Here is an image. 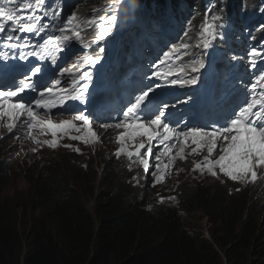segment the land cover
Wrapping results in <instances>:
<instances>
[{
    "label": "trees",
    "instance_id": "1",
    "mask_svg": "<svg viewBox=\"0 0 264 264\" xmlns=\"http://www.w3.org/2000/svg\"><path fill=\"white\" fill-rule=\"evenodd\" d=\"M167 1L142 0L143 16L151 17L146 12L151 6H178L179 0L169 5ZM195 1L196 7L171 27L166 42L175 35L179 42L183 38L190 43L184 37L189 29L191 39H197L208 16L205 0ZM48 2L50 10L59 9L61 18L75 10V6L62 10L66 2L60 0ZM210 2L212 10L216 14L220 10L224 17L216 21V30L221 24L223 29L231 24L230 12L234 14L238 8L235 22L242 21L240 28L247 26L248 15L260 16L264 10L263 0ZM78 3L83 6L81 0ZM165 4L167 8L161 6ZM252 5L253 11H249ZM153 17L157 19L153 26L160 25L159 16ZM163 17L166 22V13ZM259 30L264 32V24ZM259 36L264 39V34H256L246 43L259 48ZM221 42L217 35L214 44ZM232 45L240 48L234 42ZM106 152L104 147H94L76 156L69 149L45 153V162L37 172L24 170L28 180L24 191L8 193L11 179L0 173V264H264L263 188L200 175L188 185L187 171L177 170L180 172L173 175L176 185H165L155 196L144 195L141 184L132 183L125 175L123 162L115 160L112 151ZM118 161L122 167L115 163ZM198 179L203 183L198 184ZM167 198L170 203L164 205ZM180 208L192 219L199 215L208 221L209 239L202 232L185 230L187 221L178 215Z\"/></svg>",
    "mask_w": 264,
    "mask_h": 264
},
{
    "label": "snow or ice",
    "instance_id": "2",
    "mask_svg": "<svg viewBox=\"0 0 264 264\" xmlns=\"http://www.w3.org/2000/svg\"><path fill=\"white\" fill-rule=\"evenodd\" d=\"M0 3L15 5L0 7V49L8 50L0 52V59L8 60L11 52L12 58L28 61L23 72L30 73L14 80L11 87L0 82V127H5L9 133L24 132L33 144L54 149L59 146V139L65 137L85 145L97 142L100 138L91 126L94 121L106 131L123 129L115 137L119 145L115 155L126 156L130 170L135 163L148 174L153 148L160 149L154 156L155 170L150 173L154 184L163 182L177 157L186 159L185 148L190 146L193 147L187 155H200L206 150L201 160L194 161L193 171L198 170L201 175L207 173L217 179L222 175L230 181L246 184L255 182L258 170H264V72L254 76L251 84L242 83L238 90L239 103L215 119L189 126L182 119H174L176 113L169 111L177 104H188L187 99L178 98L175 89H193L202 79L203 54L213 46L217 36L216 21H223V16L213 14L211 20L206 18L195 43L181 38L163 51L152 64L151 74L145 75L148 83L142 81L129 93L126 109L122 105V118L117 120L118 112L117 117H110L116 122L110 123L98 121L93 114L91 69L103 59L107 39L117 26V16L93 15L81 20L78 12L72 11L62 19L58 8L50 10L47 7L48 0H0ZM94 11L107 12V9ZM211 11L210 7L205 16ZM45 17L49 22L41 23ZM89 30L93 34L86 39ZM189 31H184V37L190 40ZM50 32L57 34L50 35ZM93 45L96 46L95 55L85 51ZM76 51H80L77 59L61 67ZM30 57L39 63L34 65ZM185 57L191 59L186 61ZM258 58L261 52L253 48L248 53L251 67H256ZM48 62L55 67L50 68ZM86 66L89 70H84ZM184 95L192 98L189 93ZM165 97L176 99V103L168 102ZM86 101L89 107L82 110L81 105ZM58 108L63 110L59 114L71 115V119L53 122L52 116L57 114L53 110ZM39 110H43V115ZM34 131L40 135L50 134L52 139L40 141ZM142 149L146 150L142 152ZM73 150L80 151L79 148ZM162 157L167 158L166 163Z\"/></svg>",
    "mask_w": 264,
    "mask_h": 264
},
{
    "label": "bare ground",
    "instance_id": "3",
    "mask_svg": "<svg viewBox=\"0 0 264 264\" xmlns=\"http://www.w3.org/2000/svg\"><path fill=\"white\" fill-rule=\"evenodd\" d=\"M122 1L123 2H120L119 8L121 7L125 8L126 6H129V8L131 9H136L137 7H139V4L141 2V0H135V1L122 0ZM207 2H209V4L211 5L210 0H207ZM77 3L78 2L75 0H69V4L72 5L71 7L73 8V5H74L75 6L74 9L75 10L78 9L81 13L82 7L84 6L82 5L80 6L78 5L79 3L78 4ZM169 3H172V2L170 1ZM180 4L187 6L189 11L192 10L191 7L197 5L195 0H181ZM50 5L51 3L48 2L47 7H49ZM161 6H165L167 8L166 4L161 5ZM67 7L68 5H63L62 10H65ZM151 8L153 9V11H158L157 6L155 8L151 6ZM206 11L207 9L205 10V13ZM239 12H240L239 8L236 10V12H234V14L233 12H230L231 24L227 23L225 30L226 32H229V33L233 32L232 33L233 36L228 38V39H231V47H232L233 42H237L236 45L239 44L240 48L234 49V51H230L231 55L229 57H223V61L225 63H228L235 55L243 56V54H247L246 52L250 48L251 50L253 48L255 49L258 48L254 45H251V43H246V39L250 38L251 36H255L256 34H262L257 26H255V29L253 31L251 30L248 31L246 26L244 28H240L243 25L242 21L235 22V19L237 15L239 14ZM262 12L264 14V10ZM78 15L80 18L81 17H86L88 19L91 18V16H81V14H78ZM203 15H204V10H203ZM168 16H172V15H168ZM207 19H209V17H207ZM44 21L49 22V18L45 17ZM51 22L55 23V21H51ZM154 22H157L156 17L154 19ZM147 25L148 27L137 28L133 31L123 34L120 37L114 35L117 29V26L115 27L113 34L111 35L110 38L107 39L105 52L103 53V59L100 61L98 65H96L95 69H91L93 71V84L91 85L92 87L96 88L99 92L105 95L114 96L115 89L117 88L122 89L124 91L133 92L135 89H137L140 86L142 81L144 83H148V81H146L144 78L146 74L148 75L151 74L152 64L155 63L158 60V58L162 56L163 51L167 50L171 45L176 44L179 41L177 40V36L171 35L169 44L167 46H163V42L167 38L168 34H170V29L173 26L171 23L163 22L161 25H156L152 27L151 22H148ZM52 34L56 35L57 33L52 32ZM92 34L93 33L91 32V30H89L87 32L86 39L90 38ZM259 38L261 39L260 41L261 45H259L260 46L259 48L261 49L264 47L263 46L264 39H262V36H259ZM100 43L103 44L104 42H100ZM76 48L79 49L78 44L76 45ZM95 49H96V46L93 45L90 49L85 50V51H88L92 55H95ZM229 49L230 47L223 49L222 51L224 53H227ZM79 54H80V51L74 52V54L70 56L69 59L64 63L63 67H67L69 66L70 63L74 62L77 59ZM184 59L186 61L189 60V58L187 59L186 57ZM263 63L264 61L262 62V64ZM249 67H251V65L246 66L245 70ZM84 70H89V69L86 66ZM99 74H101V77ZM225 89H229V87L226 86ZM155 143L156 142L154 141L153 144ZM160 147L162 148L163 146H160ZM145 150L146 149H142L141 151L143 152ZM153 150H155V153H156L160 149L154 147ZM190 151H191V147L185 148L186 159L180 160L179 157H177L173 165L171 166V168L168 170L163 182L155 183L157 187L164 185V184L168 187L172 185H176L178 180L176 178V175L174 176L175 177L174 179L176 181L173 180L172 173L177 174L180 171H184V170L187 171V175L189 178L188 185H193L192 184L193 182L191 180H195L197 175L202 176L203 179L212 177L208 175L207 173L201 175L198 170L193 171L194 161H199L201 157H203V155L206 154V150L204 152H201L200 155H187V153ZM155 153H153V157L150 159L151 167L149 169L148 174L145 173L144 176L139 175V173L137 172L129 174L131 177L133 178L135 177V180L138 183H140L141 186L148 187L149 189H151V185L145 182V178L153 177L150 173L155 170V164H156V161L154 159ZM190 156H191V159H190ZM161 159L164 163L167 162V160H165L166 157H162ZM115 163H117L118 165L122 167V163L120 161L115 162ZM136 168H142V166L136 164ZM177 170H180V171H177ZM184 176L185 175H183V177ZM258 177H261L264 180V170H258ZM217 180L219 181L223 180V182L230 181L227 178H224L222 175L220 179H217ZM151 183L154 184V180H152ZM197 183L199 184L203 182H201L198 179ZM235 183H239V182H235ZM193 187L196 188L197 186H193ZM154 191H157V188L154 189ZM164 202H165L164 205H167L170 203V200L167 199V200H164ZM149 205L151 207L152 202H150ZM186 212L187 210H184V209L182 210L181 208L179 209V213L182 219L184 215H186L184 219L189 218Z\"/></svg>",
    "mask_w": 264,
    "mask_h": 264
},
{
    "label": "rangeland",
    "instance_id": "4",
    "mask_svg": "<svg viewBox=\"0 0 264 264\" xmlns=\"http://www.w3.org/2000/svg\"><path fill=\"white\" fill-rule=\"evenodd\" d=\"M120 2H123L121 0H87L86 2V11L90 12L89 16L93 17V15H112L115 14L118 18L117 20V29L115 31V36H122L123 34L133 31L137 28L132 27V24H130L129 22V16L127 13V9L129 8V6L121 7L119 8ZM172 3L175 2V0L171 1ZM206 4H209V2H207V0H205ZM171 3V4H172ZM169 5V4H168ZM253 5L251 6L249 11H252ZM107 9V12H95L94 10L96 9ZM168 8L170 9V5L168 6ZM173 12H169L168 15H173ZM159 20H161L160 25L165 22L162 17L159 18ZM172 20L171 17L169 19V21ZM31 35V34H28ZM196 41V40H195ZM195 43V42H194ZM196 52H199V49H195ZM213 51H216V48H214L213 46L211 48H209L207 50V53L203 54V59H204V63H205V68L202 69V74L203 77L205 76H209L211 75L213 69H214V64L219 61V58L221 57V54L216 51V55L215 56H211V53ZM191 59V57H189ZM34 59V57H30L29 58ZM23 62H27V61H23ZM65 63V62H64ZM55 66H53L54 68ZM101 77V74H99ZM255 76H258L259 73L257 72L256 74H254ZM253 75V76H254ZM198 84L196 86H194L193 90H194V94H191L192 96V101L188 102L187 105L185 104H177L176 108H170L169 111H174V112H178V111H182V112H188L190 115H192V119L194 121V123L197 122H201V117H202V110L201 107H204L205 104V100L204 98L202 100H199V95L200 92L198 90ZM97 89L90 86V91L92 93H94ZM122 90V89H121ZM176 93L178 94V98L180 100H182L183 98L186 97V95H184V93H189L187 88L183 89L182 91H178V89H175ZM185 100V99H184ZM167 101L170 103H176V99L172 98V97H167ZM62 119V118H61ZM68 119V118H66ZM78 124L80 122H77ZM92 129L95 131V129H97L95 132L97 134V136L101 137V141L99 143V140L97 142L91 143L92 147H100L99 144H101L103 147H109L110 150L109 152H113L114 154L117 152L119 145L115 142V137L117 135H119L123 129H118V132L116 131H111L112 129H108L107 131L104 128H101L97 123L92 124ZM94 127V128H93ZM4 136L5 139L1 142L0 141V173L3 174L4 178H8L11 179L8 182V193H13L15 190L17 189H21V190H25L28 186V180L25 178L24 174V170L25 169H29V173H35L37 172V170L41 167L42 164H44L45 162V156L46 154L41 150L42 147H47L46 145H36V144H26L25 146H21L18 147L17 149H13L12 146L10 144L12 138V136H14L15 134H11L10 136L6 137V134H4V131L0 129V136ZM37 138L40 141H46V140H51L50 137H48L46 134L44 135H40V134H36ZM75 142H80V141H75ZM99 143V144H98ZM110 143H112L113 145L111 146ZM65 144H63L62 142L59 143V146L56 148H49L51 150H56V149H60L62 151H65ZM33 148L36 149V151H33ZM177 149L174 150L173 155L175 154V151H177ZM60 152V151H58ZM109 152H106L105 155H107ZM53 153H57V152H53ZM21 158V160H20ZM20 160L21 162L23 161L21 168L17 167L20 166V163L17 160ZM115 159H118V157L116 156ZM202 159V157H201ZM200 159V160H201ZM129 173H132V168L130 170V167H126L125 168ZM133 178V177H132ZM174 180V178H173ZM145 182H147L145 180ZM13 183V184H12ZM163 188H166V186H162ZM160 189V188H157ZM152 190H150L148 187H145V192L150 195ZM167 192V191H165ZM186 215L183 216V220L187 221V226L190 229H194L196 231H206V229L209 227V223L205 218H199V215H196L195 218H186ZM188 219V220H187ZM200 219V220H199ZM186 226V227H187ZM204 236H206L204 234Z\"/></svg>",
    "mask_w": 264,
    "mask_h": 264
},
{
    "label": "clouds",
    "instance_id": "5",
    "mask_svg": "<svg viewBox=\"0 0 264 264\" xmlns=\"http://www.w3.org/2000/svg\"><path fill=\"white\" fill-rule=\"evenodd\" d=\"M0 129L1 130H3L4 131V129H5V127H0ZM4 134H5V132H4ZM8 135H6V137H7ZM11 138V137H10ZM5 139V137L2 135V136H0V141L2 142L3 140ZM101 137H100V141H101ZM26 144H32L31 142H28V141H26V142H24V143H20V144H18L17 145V147H12L13 149H17L18 147H21V146H25ZM68 144H70L71 145V142L70 143H68ZM111 144V143H110ZM100 146H102L101 144H99ZM74 148V147H73ZM94 147H81V149H82V152L85 154V153H88V152H91V150L93 149ZM107 151H109L110 150V148L109 147H104ZM69 149V151L70 152H73L72 151V148H67V147H65V151H67ZM41 150L44 152V153H49V152H58V151H62V150H60V149H56V150H47V149H43V148H41ZM78 155V154H77ZM75 156H76V154H75ZM115 159V158H114ZM43 165V164H42ZM124 169H125V167H124ZM126 173H128V171L125 169V175H126ZM129 174V173H128ZM250 183H255L256 185H258L259 187H258V189L260 190L261 188H263L264 189V180L261 178V177H258V179L255 181V182H250ZM163 185H161V187H162ZM164 186H165V184H164ZM154 189L155 188H151L150 190H152L151 192H152V194H151V196H153V194H154V192H157V191H154ZM158 191H160L161 189H157ZM146 195H148L146 192H144ZM178 215L181 217V215H180V213L178 212ZM188 233H199V232H202L203 233V235L205 234L206 236H204L206 239H209L208 238V235H207V231H196V230H194V229H190V228H187V229H185Z\"/></svg>",
    "mask_w": 264,
    "mask_h": 264
}]
</instances>
